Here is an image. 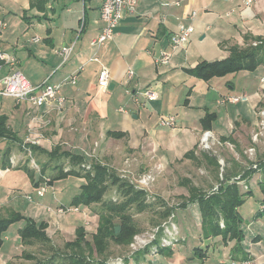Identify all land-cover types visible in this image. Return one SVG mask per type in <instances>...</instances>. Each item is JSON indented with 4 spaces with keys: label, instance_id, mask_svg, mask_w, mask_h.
Returning a JSON list of instances; mask_svg holds the SVG:
<instances>
[{
    "label": "crops",
    "instance_id": "obj_1",
    "mask_svg": "<svg viewBox=\"0 0 264 264\" xmlns=\"http://www.w3.org/2000/svg\"><path fill=\"white\" fill-rule=\"evenodd\" d=\"M135 1V12H124L113 38L94 51L91 41L102 28L103 0H48L45 16L30 6V0H0V21L6 24L0 26V50L16 58V68L20 66L32 84L62 83L61 94L66 99L61 110L48 111L47 105L37 108L0 95V114L7 117V126L16 137L11 143L22 147L25 137L35 133L41 136L38 145L30 148L26 144L17 155L12 150L10 153L11 159L19 161L26 160L27 154L37 159L41 166L37 176L19 165L0 169V219L16 212L39 224L36 211L44 208L41 220L47 224L45 232L51 242L72 241L79 226L90 239L99 215L90 205L78 206L77 212L55 211L60 205L72 206L73 197L85 183L82 176L61 174L99 164L123 178L160 166L158 173L167 180L176 175L178 163L188 159L185 155L196 149L204 131H210L213 140L225 147L223 156L227 161L244 160L245 147L258 121L256 110L264 95V65L207 80L191 70L201 62L223 60L230 46L244 45L246 36L264 38V0L251 5H245L244 0ZM191 12H195L192 20ZM179 22L191 23L194 28L186 49L173 53L167 65H159L155 59L161 50H169ZM35 37L39 40L34 41ZM64 45L72 46L65 61L58 53ZM93 54L97 62L91 60ZM101 67L109 72L110 87L105 91L97 82ZM73 73L77 74L74 84L68 82ZM145 90L154 92L157 98L147 100L140 94ZM227 96L239 99L236 103H220ZM208 114L212 119L205 128L202 119ZM168 116L174 117V127L159 124ZM2 141L10 142L6 138ZM73 157H80L81 163L72 164ZM47 161L54 162L50 169L55 171L50 189L60 188L67 194L56 195L50 202L42 201L44 196L29 201L26 189L41 184L44 170L51 163ZM257 175L260 173L252 172L244 179L252 185L251 191ZM163 180H157L151 191H168L170 186H165ZM19 181L23 188L18 187ZM180 181L177 179V187L181 190L175 194L181 202L162 204L174 215L177 234L173 244L158 247L154 254L149 247L133 251L129 245V250H123L129 252L122 257V264H224L246 258L264 264L261 194L256 207L244 217L241 205L238 207L241 241L221 235L204 237L197 205L185 199L188 188ZM199 182L194 180L191 185L203 190ZM237 185L242 190L241 184ZM218 186L214 184L212 189ZM245 201H249L247 196ZM179 222L189 227L179 232ZM24 224L25 220L12 222L2 232L0 264H30L20 237Z\"/></svg>",
    "mask_w": 264,
    "mask_h": 264
},
{
    "label": "trees",
    "instance_id": "obj_2",
    "mask_svg": "<svg viewBox=\"0 0 264 264\" xmlns=\"http://www.w3.org/2000/svg\"><path fill=\"white\" fill-rule=\"evenodd\" d=\"M47 2L48 0H30V6L45 16V4ZM253 41L256 44H252ZM259 65H264V38L246 36L244 45L230 46L229 55L223 60L201 62L191 71L195 75L207 80L213 76H225L241 70H255ZM211 119V114L206 115L202 119L205 128L208 127ZM0 138L16 140L15 135L7 126V117L3 114H0ZM32 147L34 145H31L30 148ZM194 151L187 153L185 157L190 158ZM73 158H75L72 160V164L74 165H79L82 161L80 157ZM209 160L212 162L216 161L214 156L211 155L209 156ZM260 164H263L261 169L264 171V163L261 162ZM249 173L251 171L246 170L241 177L246 178V176H249ZM64 175L82 176L85 179V183L80 186V192L71 201L72 206H89L101 202L102 208V211L98 215L97 227L91 233L90 239L86 238L87 232L83 230V227L79 226L76 229L74 239L64 243V248H66V253H64L66 257L65 261L67 264H102V261L90 263L88 256L96 254L105 257L110 243L128 245L132 242L134 235L140 233V228L134 220L133 214L128 210L132 209L130 206L133 204H135L134 210L136 212H143L148 208L149 205H147L145 199L147 193L141 189L132 190L131 188V190L125 193L126 197L123 201H102V196L109 187L107 179H114L115 177L116 181H119V177L99 164L93 165L90 170L78 167L77 170L72 169L60 176ZM180 182L184 183L188 188V197L185 199L197 205L202 219L201 227L204 237L221 235L224 239L229 238L241 241L243 237L241 229L242 219L239 215L238 207L243 203L245 197L252 192L251 190L243 191L237 184L231 183L219 185L215 190L205 193L192 186L191 182L187 179H182ZM258 189L261 194V209L264 212V175L258 182ZM170 214L171 208L165 207L164 211L160 213V219H164ZM19 220H25V224L20 230L21 240L25 244H29L31 240L36 239H41L46 243L51 242L45 232L47 227L45 222L36 224L32 219L16 212H12L6 218L0 219V236L8 224ZM220 220L223 223V227L221 228ZM156 224L158 223L156 222ZM38 264L52 263H48L45 260L44 262L40 261Z\"/></svg>",
    "mask_w": 264,
    "mask_h": 264
},
{
    "label": "rangeland",
    "instance_id": "obj_3",
    "mask_svg": "<svg viewBox=\"0 0 264 264\" xmlns=\"http://www.w3.org/2000/svg\"><path fill=\"white\" fill-rule=\"evenodd\" d=\"M18 68L22 72V70L20 69V66ZM23 74L26 75V73H23ZM235 90L236 92H238V87ZM252 132H254V130ZM7 139L10 140V142L5 143V141H2V139L0 138V169L4 167L5 168L9 167L11 165H14V166L19 165L24 168L31 169V171H34V175L37 176V173L41 172V166L39 165V162L37 161V159L35 158L33 159L32 155H29V154H27L26 160L19 161L16 158L11 159L10 158L11 150L13 151L14 154L17 155L19 152H21L20 151L21 149L26 148V147H23V145L22 147H20L18 143L12 144L11 143L12 139L10 138H7ZM260 140L257 142V144L254 145L255 150L252 155H249L246 152L244 153V160L242 161V163H238L235 161H227V159L223 156V151L225 147L224 146L222 147L220 143H218L216 140H212V141L210 140L208 148H203L200 144H198L196 150L194 151V153L192 154L190 158L184 160L182 163H178V165L175 168L177 177L175 175V176L170 177V179L168 178L167 180H163L165 177L161 176L160 175L161 173H156V177H155L156 179L150 185L149 190H147L148 195H146V198H145L148 202L147 205H149L148 208H146L143 212L137 213L134 210L135 204H133L132 206H130L132 207V209L128 210L133 214L134 220L137 221L138 226L140 228V232L144 233L148 231L147 229L150 226H154V224H156L157 221L158 223L160 222L159 224H161L162 220L165 221L167 219V217H165L164 219H160L161 217L160 213L164 211L165 207H167V206L164 207V205H162L163 203L177 204L178 202H181L182 199L180 197H177L175 194L181 190V188H179V185L177 187V179L179 181L181 179H187L190 182H193L194 180L195 181L200 180L199 184L202 186V189H203L202 191L205 193L208 192V190H211L214 184L225 185V184H231V183L233 184L240 183L242 186V190L245 191V190H251L252 185L249 186L248 183L244 182L245 178L241 177L243 172L247 170V171H251V173L252 172L260 173V175H257L254 177L256 180V183L253 186L252 192L247 195L249 201H245L244 203L241 204L240 210L244 212V213H241L242 216L244 217L247 211L250 212L252 208L256 207V202L258 198H260L259 190L257 188H254L258 186V182L264 175V171L261 169L263 164L262 165L260 164L261 162L264 163V142H263V138ZM250 146H252L251 140L249 144L246 145L245 148L247 149ZM210 155L214 156L216 161H213V162L210 161L209 160ZM53 165H54V162H51L49 164V167L48 168L46 167V169L44 170L45 173L43 174L44 175L43 177L48 182V184L50 183L49 185L51 186H53L52 185L53 183L51 180L53 177L52 174L55 173V171L52 172V169H50V167H52ZM150 169H147L135 176H126L123 178L118 176L119 181H116L115 177L114 179L113 178L107 179V185L109 187L107 191L105 192V194L102 196L103 197L102 201L103 200L105 201L112 200V201H118V202L123 201V199H125L126 197L125 193L128 192V190H131V188L132 190L134 189L137 190V188L134 186L135 184L134 180L140 174L146 171H149ZM237 173H241V174L235 175ZM19 177L20 176H16V178H19ZM233 177H236V178L233 179ZM248 178L250 177L248 176ZM9 179H11L10 176H9ZM161 179L163 180L165 186L166 185L170 186L168 191L165 190V192L163 193L161 192L155 193L151 191L153 185L157 182V180L161 181ZM42 181H44V179ZM42 181H41V184L43 183ZM21 184L22 182L19 181L18 182L19 188H23ZM72 185H74V183H72ZM72 187L76 188L75 186H72ZM26 192L30 194V196L33 197V199H36V201L39 198L36 195V189H31V188L26 189ZM61 194L62 195L64 194L63 196H65L67 193H62L60 188L54 187L52 190L49 187L47 188V191L45 192V195L42 198V201L50 202L51 198H53L56 195L60 196ZM30 204L32 205L34 203H30ZM90 206L97 213H100L102 211L101 202L97 204H91ZM39 207L43 208V205H40ZM43 210L44 211L42 210L36 211V216L37 218H39L38 219L39 222H42L41 218L42 219L44 218L45 209L43 208ZM222 226H223V223H222ZM183 227H189V225L182 224L181 222H179L178 223L179 232L182 231ZM160 229L162 230V228ZM159 238L160 236L158 235L157 239ZM129 245L130 244L117 245L114 243H110L108 246V249L106 250L105 257L92 254L91 256H88L90 263L92 262L98 263L102 261V264H106V263L116 262L118 259H120L121 261L122 257L127 252H129V251H123L126 249L129 250ZM110 248H114V249H110ZM26 249H27L26 258H29L28 260H30L29 261L30 264H38L40 263V261L44 262L45 260H47L48 263H52V264H67L65 261L66 257L64 256V253H66V248H64V244L61 241L59 242L52 241L50 243H46V242H43L41 239L31 240L29 244H26ZM110 250L112 251V253L107 254V252L109 253ZM108 256H111V257L108 258ZM121 263H123V261H121Z\"/></svg>",
    "mask_w": 264,
    "mask_h": 264
},
{
    "label": "built area",
    "instance_id": "obj_4",
    "mask_svg": "<svg viewBox=\"0 0 264 264\" xmlns=\"http://www.w3.org/2000/svg\"><path fill=\"white\" fill-rule=\"evenodd\" d=\"M256 1L258 0H244L243 2L245 5H251ZM135 8V0H103V3L100 8V19L102 21V28L99 35L91 41V48L96 51L99 49V47L103 46L106 42L111 40L114 36L115 28L119 24L123 13H134ZM194 16L195 12H191L190 19L192 20ZM5 25V23L0 21V26L5 27ZM193 30L194 28L191 23L179 22L178 32L174 34L169 41V50H161L159 56L155 59V62L159 65H167L173 53L184 51L190 40V36ZM37 40H39V38L35 37L34 41ZM71 50V45H64L59 49L58 53L62 57L63 61H65L69 57ZM91 60L97 62L98 57L93 54ZM16 63V58L13 55H9L0 50V95L5 97H11L16 102H28L33 107L37 108L43 105H47L48 111L61 110L64 107L66 99L61 94L62 83L43 82L41 84L34 85L25 77V75L18 68H16ZM4 67H6L7 69L6 72H3ZM131 73L132 71L130 70L129 76L131 75ZM76 79L77 74L73 73L68 78V82L74 84L76 82ZM97 82L98 86L104 91L108 89L109 72L107 68H100L98 72ZM261 83L264 84V77L261 78ZM140 94H142L149 101L155 100L157 98L154 92L148 90L142 91ZM238 99V97L227 96L220 99V103H236ZM256 112L258 116V122L256 124V128L254 129V132H252L250 136L252 146L248 147L245 151L249 155L253 154L255 150L254 145L257 144L260 139L263 138L264 142V95L262 102L257 108ZM159 124L168 127H174V117L168 116L167 118H161L159 120ZM30 132L32 133L31 129ZM40 138L41 136L39 133H35L34 136H27L22 141V145L23 147H26V144L38 145L40 142ZM210 140H213L212 133L210 131H204L199 138V144L203 148H208ZM159 171L160 166H156L154 169L140 174L134 180L135 184H132H134L137 189L147 191L149 190L150 185L155 181L156 173H158ZM235 178L236 177H233V179ZM49 187L50 185L44 178L43 183L36 188V195L38 197H43L45 195V192L47 191V188ZM25 198L29 201L32 199V197L28 194H26ZM47 210L49 211L50 209L47 208ZM55 211L58 214H64L67 212H77L78 209L77 207L73 206L64 207L60 205L55 208ZM173 218L174 215L172 214L168 217L165 222L159 224V226L154 227L144 233L134 235L133 240L130 243V248L133 251H137L149 247L150 252L154 254L157 252L158 247H166L172 245L177 234V228L174 224ZM160 228H162V230ZM158 235L160 236L159 239H157ZM156 241L157 244H155ZM121 261L120 259H118L116 262L106 264H122ZM224 264L257 263L252 258H246L239 260H231Z\"/></svg>",
    "mask_w": 264,
    "mask_h": 264
},
{
    "label": "water",
    "instance_id": "obj_5",
    "mask_svg": "<svg viewBox=\"0 0 264 264\" xmlns=\"http://www.w3.org/2000/svg\"><path fill=\"white\" fill-rule=\"evenodd\" d=\"M109 87H110V85H109ZM109 87H108V88H109Z\"/></svg>",
    "mask_w": 264,
    "mask_h": 264
}]
</instances>
